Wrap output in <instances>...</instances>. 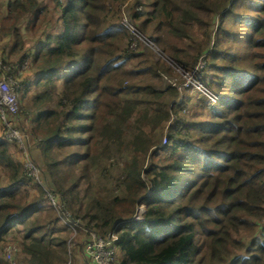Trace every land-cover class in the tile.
<instances>
[{"label": "trees", "instance_id": "obj_1", "mask_svg": "<svg viewBox=\"0 0 264 264\" xmlns=\"http://www.w3.org/2000/svg\"><path fill=\"white\" fill-rule=\"evenodd\" d=\"M53 2L57 17L44 0H0V58L60 203L25 173L0 117V245L12 235L29 264H66L78 222L118 235V264H264V0ZM127 10L184 69L205 59L215 105L162 82L173 68L131 47Z\"/></svg>", "mask_w": 264, "mask_h": 264}, {"label": "built area", "instance_id": "obj_2", "mask_svg": "<svg viewBox=\"0 0 264 264\" xmlns=\"http://www.w3.org/2000/svg\"><path fill=\"white\" fill-rule=\"evenodd\" d=\"M123 22L124 25L134 33L135 38H137L132 42V48H136L139 44H142V46L148 49H153L154 51L161 52L160 56L163 58L166 57V59L168 58L170 62L172 61L173 64L177 65L179 70L183 68L173 58L165 54L154 40L144 36L135 27L132 21L124 18ZM174 61L176 63H174ZM202 61H204L203 58H201L197 64L199 65V63ZM28 64V60L24 61V63L21 65L20 70L25 69ZM198 65H196L195 68ZM195 68L193 70H190V72L195 71ZM0 69L3 70V74L0 77V117L3 124V134L9 142L18 144L19 149H21V151L23 152V164L25 173L28 175V177L32 178L35 184L43 185L47 189L48 197L50 198L52 203L58 207L60 203L57 201L56 195L50 189H48L43 168L33 156V148L38 145L39 140L41 139H37L38 142L36 143H31V139L27 130L20 126L21 117L18 94L21 85L19 83V80L13 74L9 73L10 70H13V68L8 64L3 63L1 58ZM17 74L19 75L20 71ZM168 82L178 87L180 91H182V89L189 88L191 85L197 88V84L190 77L183 80L180 86L172 79H169ZM204 85H199L198 87L202 88L205 94L209 95L212 91L207 85V87H205ZM77 224L78 222H75L74 226ZM85 232L87 233V237L83 242V260L85 261V264L119 263L122 252L116 244V241L118 239V235L116 233H112L109 237H104L94 230Z\"/></svg>", "mask_w": 264, "mask_h": 264}, {"label": "rangeland", "instance_id": "obj_3", "mask_svg": "<svg viewBox=\"0 0 264 264\" xmlns=\"http://www.w3.org/2000/svg\"><path fill=\"white\" fill-rule=\"evenodd\" d=\"M44 1H46L48 3V8L52 11L51 12L52 15L54 17H57L56 12L54 10V2H53V0H44ZM124 18L128 19L129 21H132V19H130L128 10L125 11ZM23 32L25 34V40H26L28 46L29 45H33L34 43H39V40H37L38 34H33L32 32H28V31H26L24 29H23ZM213 37L215 39V35H213ZM3 41H4L3 39H0V43H2ZM150 50H152L154 52V54L156 55L155 56L156 59L157 58H161L163 61L167 62L170 67L173 68V73L172 74L164 73L162 75V78H163L162 82L169 83L168 80L172 79L173 81H175L180 86V84L183 82V80H185V79L190 77L197 84V88H195V86L191 85L187 89H182V92H184V94L186 95L185 100L186 99L188 100V105H193V103L198 101V98H200L201 96L207 97V103H209V104L211 103V106L216 104L217 96L215 95V93L211 89L210 90L212 92L209 95H207V94H205V92H204V90L202 88L198 87L199 85L206 84L203 81V78L201 76L202 75V70L204 69V66L206 65L205 59H204V61L200 62L199 65L197 64L198 66L195 68V71L190 72L189 70L187 71L186 69L184 70L183 68L181 70H179L177 65L173 64L172 61L170 62L168 58L166 59V57L165 58L161 57L160 56L161 52L154 51L153 49H150ZM32 51H33V49H32ZM174 63H176V62L174 61ZM72 71H73L72 68L68 69L66 71V75H70L72 73ZM204 86L207 87L206 85H204ZM18 97H19V94H18ZM191 107L193 109L194 106H191ZM19 110H20V103H19ZM186 113L187 112H185L184 110H180L179 109V113L178 114L184 115ZM20 126L25 128V130H27V132L29 134V137L31 139V143L38 142L37 138H32L31 133H30L27 125L24 124L22 119L20 121ZM163 141H165V138H163ZM20 151H21V149H20ZM38 153H39L38 145H36L33 148V156H34L35 160L39 163V161L37 160ZM20 154H21V157H22L23 156V152L21 151ZM17 159H19V158H17ZM22 159H23V157H22ZM42 168H43V171L45 173V170H44L43 166H42ZM45 176H46V174H45ZM34 184H30V186H29L30 188L29 189H31L34 194L37 193V192L39 193V188L37 186H35L36 184L35 185ZM145 211H146L145 204L139 205L138 208H137V214H136L135 217L138 218V219H142L143 213ZM262 223H264V220L261 222V224ZM261 224H260V222L258 223V228H260ZM85 235H87V233L80 226V224H77V225L74 226V228L71 227L69 229V239H68L69 260H68V262L66 264H70L71 261H72L71 264H75V263L76 264H78V263L85 264V261L83 260V257H84V254H83V244L84 243L83 242H84V239L86 238ZM237 236H239V234H237ZM241 236L244 239H246V238L248 239L250 237V236H247L244 231L242 232ZM2 247H3V250H1ZM0 255H2L3 257L5 255V258H7L11 262V264H29L27 262L28 258L26 256L25 252L22 250V246H21L20 242L17 241L14 237H12V235L9 236L5 241H3L1 243V245H0ZM90 264H92V263H90Z\"/></svg>", "mask_w": 264, "mask_h": 264}]
</instances>
